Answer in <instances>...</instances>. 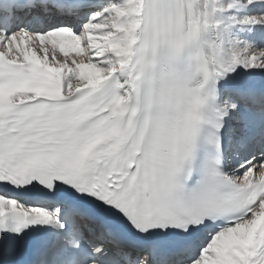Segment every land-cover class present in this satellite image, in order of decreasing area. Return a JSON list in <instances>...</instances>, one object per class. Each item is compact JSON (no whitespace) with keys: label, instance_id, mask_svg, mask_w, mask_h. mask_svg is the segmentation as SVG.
Instances as JSON below:
<instances>
[{"label":"snow or ice","instance_id":"snow-or-ice-1","mask_svg":"<svg viewBox=\"0 0 264 264\" xmlns=\"http://www.w3.org/2000/svg\"><path fill=\"white\" fill-rule=\"evenodd\" d=\"M0 264H264V0H0Z\"/></svg>","mask_w":264,"mask_h":264}]
</instances>
